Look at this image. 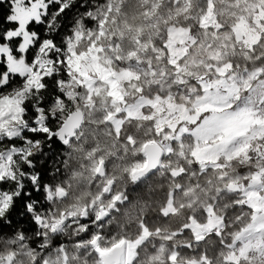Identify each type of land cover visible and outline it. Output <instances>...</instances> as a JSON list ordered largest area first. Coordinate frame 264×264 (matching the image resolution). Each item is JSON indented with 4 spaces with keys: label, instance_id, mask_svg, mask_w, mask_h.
<instances>
[{
    "label": "trees",
    "instance_id": "trees-1",
    "mask_svg": "<svg viewBox=\"0 0 264 264\" xmlns=\"http://www.w3.org/2000/svg\"><path fill=\"white\" fill-rule=\"evenodd\" d=\"M120 2V6L114 8L117 14L112 11L108 13L110 0H78L72 4L70 12L73 15V26L63 33L57 45L61 48L60 56L57 57L60 61V73L44 80L45 87L39 97L28 99L24 103L25 120L33 121L32 113L28 109L35 110L34 103L38 102L40 106H44L51 131L57 132L65 122L66 111L71 105L62 86V83L70 82V76L66 72L68 40L81 28L79 25L90 26L99 24L104 19H111L116 33L109 37V41L113 44L118 41L124 56L129 57L133 53L136 57L143 58V54H147V61L151 60V63L155 64L156 59H161L160 63L165 69L174 70L169 63L165 36L157 38L152 31V26L161 21L158 19L166 14L164 11L172 8V3L166 2L162 5L159 13L148 22L146 16L151 6L145 0ZM7 7V0H0V32L11 26L4 18ZM208 7L209 0H192L186 18H178L176 21L169 19L166 25L187 30L198 45L203 46L210 42L213 47L224 48L223 61L231 68L254 69L256 66H264V38L253 47L259 59L251 62L232 39L218 38L215 27H202V16L206 14ZM216 7L218 10L223 8L220 4H216ZM54 8L55 5H52L48 9L52 18L44 17L39 23H45L47 20L50 25L46 27L48 35L49 32L54 35L62 27L63 16L56 15ZM217 19L222 25V30L229 34L235 24L234 18L217 14ZM31 24L27 28L31 27ZM165 29L167 30V27H164ZM137 36L140 37L139 42L136 40ZM4 43L0 39V44ZM160 56L161 58H158ZM7 90L6 86L0 87V93ZM53 92L58 95H52ZM83 94L86 98L85 91ZM49 97L51 102L45 104ZM104 98V94L99 96L101 100ZM106 102L103 106H98L95 102L92 110L88 112L81 107L85 121L69 145L65 146L55 138L63 145V151H49L48 155L53 159L43 187L37 182L38 191L35 192L31 184L25 181L27 190L33 191L34 198H39V202L31 211L32 223L39 217L45 222L50 216L59 220L64 213L72 212L71 208L79 209L78 213L81 209H87L80 217L65 219L55 224L54 231L51 228H43L38 222L34 223L35 230H29L27 225L17 222L23 218V214L15 217L12 222L5 217L0 221V264H47L58 262L62 254L67 255L68 264H96L100 259L93 248L96 242L92 243L96 235L100 238L99 243L102 246L111 247L123 239L137 242L144 231H147L151 238L139 246L137 264H156L155 254L162 249L164 242L166 244L165 238L161 237L169 234L175 235L174 241L171 240L167 245L170 244L179 252L178 264H187L190 261L226 264L225 253L231 238L242 233L253 220V210L240 203V193L232 191L230 176L221 177L213 168L202 170L199 162L194 160L188 151L192 150L193 139L185 136L180 142L171 143L173 153L162 160L168 171L157 170L144 179L134 177L130 169L135 160L145 158L142 154L144 145L152 140H160L161 136L157 135L153 127L154 122L139 119L128 121L118 134L110 122L112 117H107L116 107L108 98ZM58 103L64 104L65 107L55 111ZM28 136L32 135L28 133ZM43 147L45 144L41 141L39 148ZM182 150H185L186 156L180 155ZM40 155L43 153L36 150L31 159L36 161L35 157ZM37 167L42 168L43 165L36 163L33 171ZM249 169L251 167L241 166L228 174L242 175L249 173ZM181 170L182 173L178 177L171 175L173 171ZM111 179H114L115 183L109 188L110 191L106 192L107 181ZM49 190L57 191L58 196L47 194ZM39 192H43L42 197ZM172 194L177 211L166 215ZM118 195L120 198L115 202L112 213L109 216L100 214L97 209L99 205L111 202L113 197ZM210 207L222 218L223 228L197 241L190 230L192 220L206 223ZM5 222L9 223V227L2 226ZM159 264L170 263L168 259H164Z\"/></svg>",
    "mask_w": 264,
    "mask_h": 264
},
{
    "label": "rangeland",
    "instance_id": "rangeland-1",
    "mask_svg": "<svg viewBox=\"0 0 264 264\" xmlns=\"http://www.w3.org/2000/svg\"><path fill=\"white\" fill-rule=\"evenodd\" d=\"M77 1L66 0L71 5ZM120 1L123 0H110L111 7L109 6L108 13L111 11L115 13L114 8L120 6ZM58 2L59 0H35L33 4V0H28V5L35 9V15L23 19L25 29L33 21L39 24L44 17L51 19L52 14L48 9L52 5L56 6ZM145 2L151 6L146 16L148 22L159 13L162 5L166 2L172 3V8L164 11L166 14L158 19L160 22L152 26V31L157 38L165 36L169 63L174 70L165 69L160 63L161 59H156L155 64L151 63V60L147 61V54H143L145 55L143 58L136 57L133 53L129 57L124 56L119 42L113 44L109 41V37L116 33L111 19L107 18L99 24L94 23L90 26L79 25L81 28L68 40L66 72L70 76V82L62 83V86L71 105L66 111L65 118L67 120L75 110H81L84 114L82 106L87 112L92 110L95 102L98 106H103L108 98L116 107V110L107 116L112 117L110 122L115 132L119 134L124 125L134 119L154 122L153 127L157 135L161 136L160 140L155 141L164 148V158L173 153L172 142H180L185 136L192 137L193 147L188 151L193 159L199 162L202 170L213 168L221 177L230 176L229 184L232 191L241 194L240 203L253 210L251 224L242 233L231 238L226 248L225 263L264 264V66H256L254 69L231 68L223 61L224 48L213 47L210 42L203 46L198 45L187 30L174 25L168 27L167 20L176 21L189 15L187 13L192 0H145ZM216 4L222 5L223 8L218 10ZM208 8L206 14L202 16V27L204 29L215 27L218 38L232 39L251 62L257 61L259 58L255 55L253 47L264 38V0H209ZM217 14L234 18L235 24L229 34L222 30ZM164 27H167V30H164ZM116 37L117 35L114 36L115 39ZM138 39L139 36L136 37L137 42ZM31 46L29 43V49ZM60 50L59 46L45 49L43 53H37L38 63L33 62L31 65L25 63V66L33 68L41 79L51 78L60 73V61L57 58L60 56ZM21 82H25V79L23 78ZM11 91L8 89L0 93V97L10 95ZM41 91L42 89L30 90L26 95L28 99H36ZM83 91L86 92V98L83 97ZM102 94L106 97L103 100L99 99ZM24 103L21 105L23 108ZM34 104L35 109H42L35 117L38 122L37 132L41 126L49 128L50 120L44 108L38 102ZM64 107V104L58 103L55 111ZM7 113L8 110L5 109L4 116L0 117L5 129L15 128L22 133L27 130V134H34L31 130L33 121L28 122L24 118L25 110L23 114L17 113L19 119L15 122L9 119ZM221 117H225L222 126L212 127V122ZM56 133L50 131L47 137L57 138ZM23 139L21 136L20 140ZM39 146L41 143L38 146L26 144L25 150L30 151L32 156ZM182 154L186 156L187 153L182 150L180 155ZM146 162V158L135 160L130 169L131 173L138 174L144 169ZM15 166L17 172H20L24 164ZM241 166L251 167L249 173L228 174ZM168 170L164 163L158 169L159 172ZM181 173L182 170L173 171L171 175L178 177ZM114 183V179L108 180L105 191H110ZM50 193L58 196L57 191H47V194ZM173 196L174 194L167 205L166 215L177 211L173 204ZM119 198L120 195L113 197L109 203H101L97 208L100 214L109 216ZM71 209L72 212L64 213L59 220L50 216L46 222L41 217L37 222L43 228H51L54 231L55 224L65 219L73 220L77 216L80 217L87 208L81 209L79 213L77 212L79 209ZM207 220L206 223L192 220L190 230L197 241L223 228V220L215 213L213 207L207 211ZM174 236L159 235L165 238L166 244L164 242L162 249L155 254L156 264L164 259H168L170 264H178L179 252L170 244L167 245L171 240L174 241ZM150 238V234L144 231L137 242L122 240L127 241L126 264H137L138 248ZM94 241L96 244L93 248L97 254L99 251L107 252L113 247L102 246L97 235L92 243ZM60 258L58 262L47 264H68L67 255L62 254ZM100 260L96 264H100ZM187 264H203V261H190Z\"/></svg>",
    "mask_w": 264,
    "mask_h": 264
},
{
    "label": "snow or ice",
    "instance_id": "snow-or-ice-1",
    "mask_svg": "<svg viewBox=\"0 0 264 264\" xmlns=\"http://www.w3.org/2000/svg\"><path fill=\"white\" fill-rule=\"evenodd\" d=\"M34 2L35 0H33V4ZM7 5L4 18L11 26L0 32V39L5 42L4 46H0V79H3V73L7 70L10 60L19 62L23 58V62L29 65L33 62L38 63L37 53H42L50 47H56L63 35L60 31L54 35L46 34V27L50 26L47 24V20L41 24L33 21L31 27L25 29L23 19L35 15V9L32 5H28V0H7ZM71 7L72 5L66 0H59L55 6V13L64 17L69 14ZM29 43L32 45L30 49ZM29 69L31 78L25 76L24 79L31 85L30 90L43 89L45 87L44 80L47 77L41 79L35 74L33 68L29 67ZM0 103L3 105L0 108V117L4 116L5 109H7L8 117L13 122L19 119L17 113L23 114L24 112L22 104L18 101L9 99ZM41 107L44 106L41 105ZM39 110L40 108L28 109L29 112L33 113L31 130L34 134L31 137L28 136L27 130L22 133L15 128L5 129L3 120H0V133H2L0 135V186H3L0 187V221L7 217L8 221L12 222L15 217L21 214L31 216V211L39 202V198L33 197V191L27 190L25 186L27 180L35 192L38 191L37 182H39L40 187H43L42 176L38 174L36 169L33 171L37 162L31 159V152L25 150L26 144L38 146L36 139H34L35 136L39 134L47 136L51 131V129L41 126L37 132L38 122L35 120V116ZM21 136L24 137L23 140H20ZM14 162L15 165L24 164L22 171L17 172ZM36 222L33 221V223Z\"/></svg>",
    "mask_w": 264,
    "mask_h": 264
},
{
    "label": "clouds",
    "instance_id": "clouds-1",
    "mask_svg": "<svg viewBox=\"0 0 264 264\" xmlns=\"http://www.w3.org/2000/svg\"><path fill=\"white\" fill-rule=\"evenodd\" d=\"M74 11V10H73ZM73 26V15L72 12H69L68 15L62 17V27L60 28V32L64 33L65 31L71 29ZM5 48H7V45H5ZM43 53V52H42ZM39 62V60H38ZM43 66V65H41ZM17 76L19 79H17ZM28 76L31 78V72L28 67L25 66V63L23 62V58H21V61L16 62L13 60H10L8 63L7 70L3 73V79H0V87H7L8 89H11V94L6 95L3 97H0V102L7 101L9 99L13 101H18L19 103L23 104L26 99H28V94L31 89V85L27 83V81L21 83V80ZM52 95H58V93L53 92ZM211 100V98H209ZM51 102V97H49L48 101H45V104ZM3 105L0 103V108H2ZM40 109L39 111H41ZM33 115V113H32ZM225 117H221L217 120H214L212 122V127H221L223 124ZM37 141V145L41 143V141L44 142L45 147L42 149L37 147V151H41L43 155L36 156L35 160L38 164H42L43 167L36 168V171L38 174L42 176V183L47 180L49 171H50V164L53 159L52 156L48 155L49 151H63V145L60 144L58 140H56L53 137H47L44 135H37L34 137ZM40 197L43 196V192L38 193ZM18 223L25 224L28 226L29 230H35V224L32 223L31 217L23 214V218L19 219L17 221ZM4 228L9 227V223L5 222L2 225ZM100 264H126V260L124 257V252L121 248L116 247L112 252L111 255L106 257H101Z\"/></svg>",
    "mask_w": 264,
    "mask_h": 264
},
{
    "label": "water",
    "instance_id": "water-1",
    "mask_svg": "<svg viewBox=\"0 0 264 264\" xmlns=\"http://www.w3.org/2000/svg\"><path fill=\"white\" fill-rule=\"evenodd\" d=\"M85 118L84 114L81 110H75L72 114L68 116V119L64 122V124L58 129L57 135L58 140L63 142L65 146L69 145L70 141L78 134L84 124ZM144 155L146 158V165L144 169L140 170L138 174H134V177L139 179H144L151 174L155 173L160 166L162 165V160L164 158L165 152L164 148L155 140L150 141L144 145ZM138 175V176H137ZM119 247L124 252V257L126 258V247L127 241H122L121 244L113 246L111 249L107 250V252L99 251L98 254L101 257H106L111 255V252Z\"/></svg>",
    "mask_w": 264,
    "mask_h": 264
}]
</instances>
